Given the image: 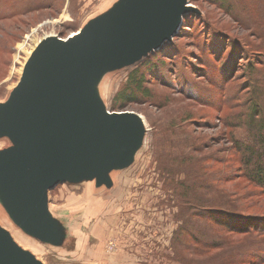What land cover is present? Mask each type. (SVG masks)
I'll use <instances>...</instances> for the list:
<instances>
[{"label": "rangeland", "instance_id": "obj_1", "mask_svg": "<svg viewBox=\"0 0 264 264\" xmlns=\"http://www.w3.org/2000/svg\"><path fill=\"white\" fill-rule=\"evenodd\" d=\"M118 2L0 0V104L17 86L41 40L67 39ZM231 2L227 11L218 0H189L199 12L183 15L182 30L162 50L103 75L96 85L100 100L111 112L140 115L148 129L144 143L130 166L110 173V187H99L94 180L61 183L49 191V210L62 236L59 244L27 235L8 215V224L0 218V226L19 246L43 264H264V236L220 232L211 220L192 215L197 202L180 196L185 192L181 183L188 186L193 178L191 170H184L190 169L192 159L194 170L202 164L210 167L207 179L219 183L215 192L211 187L200 192L204 205L264 216L263 194L238 172L239 164L231 158L230 136L234 133L237 140H246L247 130L227 126L246 113L249 94L258 92L248 88L254 69L262 72L256 82L264 89V64H259L264 63L259 52V47L264 48V23L256 26L257 17L237 0H226L225 7ZM243 12L245 23L238 21ZM226 44L232 49L226 50ZM235 61L240 70L226 85L223 78ZM137 68L147 78L144 87L149 97L138 96L124 110L114 108V100ZM10 146L8 138H0V150ZM237 172L240 176L231 178ZM183 202L186 206L180 207ZM184 208L190 213L182 214ZM0 210L5 213L1 206ZM186 221L192 226L188 233L199 228L206 235L220 233L218 242L223 247L211 250L190 240L185 245L173 243ZM251 253L257 257H249Z\"/></svg>", "mask_w": 264, "mask_h": 264}, {"label": "water", "instance_id": "obj_2", "mask_svg": "<svg viewBox=\"0 0 264 264\" xmlns=\"http://www.w3.org/2000/svg\"><path fill=\"white\" fill-rule=\"evenodd\" d=\"M189 0H119L73 37L49 36L29 56L0 104V202L27 235L59 244L48 193L58 184L96 181L130 166L148 129L133 112H111L96 85L107 72L141 61L171 42ZM0 264H43L0 226Z\"/></svg>", "mask_w": 264, "mask_h": 264}, {"label": "trees", "instance_id": "obj_3", "mask_svg": "<svg viewBox=\"0 0 264 264\" xmlns=\"http://www.w3.org/2000/svg\"><path fill=\"white\" fill-rule=\"evenodd\" d=\"M218 1L221 2V5L224 6V8H226L227 11L231 10L232 8L231 6L233 5L232 2L229 4L228 7H225L226 0H218ZM237 4L245 5L246 9L247 6L249 7V11H247L249 12L248 14L257 17V21L256 23H254L256 26H258L260 21L264 23V0H237ZM238 21H242V23L247 22V19H245V13H244V18ZM183 25H184V21H183ZM182 27L180 31L182 30ZM261 33L263 32L261 31ZM230 49L227 48V44H226V50H230ZM160 50H162V48ZM259 50H260L259 52H261L262 54L261 56H264V48L259 47ZM243 54L244 53H242L241 56H243ZM259 64H264V63L260 62ZM229 69H231V71L229 72L227 71L225 75L226 77L223 78L226 85L231 82V79L233 78L232 74H235L240 70L238 61L237 62L235 61V63L233 62ZM149 70L151 71V69ZM261 74L262 72L260 70L254 69L253 76L251 77V84L250 87L248 88L249 90L251 89L252 91L257 90L258 92H256V95L252 92L249 94L251 99L247 101V104H244L245 106L244 108H246L245 110L246 113L243 114L240 113L239 115L236 116L235 125H232L233 123L230 122L227 124V126L232 128L234 131L241 130L243 128L247 130L248 138L246 140H237L234 137V133L230 136V140H231L230 142L232 145L231 158L234 159L235 161L237 160L239 164L238 172H241L242 176H244L246 180H248L251 184L257 187V189H259L261 194H263L264 196V89H262L256 82L258 80L260 81L259 77ZM147 82L148 81L147 78L145 77V74L142 73L140 69L138 68L135 69L129 75L127 86L124 88L122 92L119 93V95L114 100V108L124 110L127 108V106L136 103L138 100V96L149 97V94L147 93V89H145L144 87V85ZM250 101L251 104L247 106ZM228 122H229V118H228ZM188 162L190 164L189 167L190 169L185 167L184 170H186L187 173L189 170H191L193 173V178H190L188 175V178H190L189 179L190 185L188 186L186 185L187 183L185 182L184 184L181 183V186L184 188L185 192L183 194H180V196L184 200L194 202L195 205L197 202L198 205L193 206L195 209H192V211L195 212L192 214L193 216L201 220H211V222L214 223L216 227H220L219 228L221 229L220 232L227 231L233 234H243V235L255 234V235L264 236V216L262 215L250 216L242 213H233L228 211L226 208H224L222 205L219 204L218 205L210 204L209 206L204 205L203 203L205 196H201L200 192L203 189L208 190L209 187H211L209 189L211 190V192H215L217 184L219 183L210 184L209 181L210 177H208L209 179H207V173H209V170L211 169L210 167L208 166L204 167V165L202 164V167L199 166L198 169H196L195 167L194 170V166H196L195 161L194 160L192 161L191 159ZM238 172L231 178L240 176ZM223 179H225V181L230 180V178L226 179L225 177H222L221 180ZM208 198H215V196L212 197L211 195L208 194ZM208 200L209 199H206V202H208ZM182 205L186 206V203L183 202L180 205V207ZM196 207L197 208L200 207V208L197 209ZM196 210H198L199 213H197ZM185 211L188 214L190 213L189 210H186L184 208L182 210V214ZM229 220L232 222L231 224L229 223ZM191 227H192L191 223L188 221L182 223V227L179 230L180 234H178V236L174 239L173 243L176 244L179 243L180 245H185V243L188 242V240H190V242L195 243L196 246L209 247V249L211 250H215L223 247L222 245L219 246V242H218L220 233L217 234V232H213L214 233L213 235L208 230L209 233H207L208 235H206L202 233L200 228L196 229L197 231L188 233ZM210 234L214 236L215 239H212ZM255 255L256 253H251L249 257L255 258L257 257Z\"/></svg>", "mask_w": 264, "mask_h": 264}, {"label": "bare ground", "instance_id": "obj_4", "mask_svg": "<svg viewBox=\"0 0 264 264\" xmlns=\"http://www.w3.org/2000/svg\"><path fill=\"white\" fill-rule=\"evenodd\" d=\"M182 24H183V21H182ZM182 24H181V27H182ZM181 27H180V29H181ZM180 29L178 30V33H177V34L180 33ZM177 34H176V35H177ZM74 35H75V34H74ZM74 35H72V37H73ZM176 35H175V36H176ZM175 36H174V37H175ZM37 41H38V40H37ZM37 41H36V42H37ZM36 42H35V43H36ZM37 43H38V42H37ZM20 47H21L22 49H25V44H24V45H21ZM33 49H34V48H33ZM30 54H31V53H30ZM0 204H1V202H0ZM0 206L2 207V209H3L4 212H5V213H2V211L0 210V218H1L2 222H4L5 224H8V222L6 221V218H5V216L8 215V213H7V211L5 210V208L3 207L2 204H1ZM8 216H9V215H8ZM9 219H10V217H9ZM19 238H21V237H19Z\"/></svg>", "mask_w": 264, "mask_h": 264}]
</instances>
